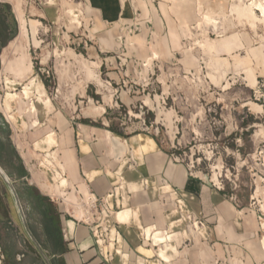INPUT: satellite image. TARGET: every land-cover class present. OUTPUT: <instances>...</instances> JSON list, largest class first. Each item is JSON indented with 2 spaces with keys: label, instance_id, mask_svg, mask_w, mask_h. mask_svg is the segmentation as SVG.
<instances>
[{
  "label": "rangeland",
  "instance_id": "1",
  "mask_svg": "<svg viewBox=\"0 0 264 264\" xmlns=\"http://www.w3.org/2000/svg\"><path fill=\"white\" fill-rule=\"evenodd\" d=\"M1 1L10 4L16 19L12 2ZM22 2L24 17L39 21L40 43L31 47L27 77L8 75L0 81V114L5 117L4 109L13 121L6 107L19 114L18 97L23 103L42 98L54 111L39 124L56 122L57 113L79 135L83 125L106 127L115 137L145 131L175 161L217 186L241 215L243 209L252 211L264 231V0H151L154 9L146 7L135 20L116 24L118 46L109 45L112 35L97 33L87 0ZM155 17L181 36L171 57L161 51ZM2 121L1 115L0 141L10 140L20 155L13 143L17 135L29 159L24 158L28 176L17 178L15 157L1 158L0 264H46L35 257L26 233L28 223L38 228V221L33 199L19 195L26 191L25 182L50 193L65 218L94 224L101 210L93 195L86 203L89 195L84 196L81 186L61 191L42 180L38 156L24 135L8 121L7 136ZM215 172L218 181L213 180ZM13 250L26 256L19 260L16 253L12 259Z\"/></svg>",
  "mask_w": 264,
  "mask_h": 264
},
{
  "label": "crops",
  "instance_id": "2",
  "mask_svg": "<svg viewBox=\"0 0 264 264\" xmlns=\"http://www.w3.org/2000/svg\"><path fill=\"white\" fill-rule=\"evenodd\" d=\"M87 4L94 12L97 33L112 35L108 43L114 46L121 36L118 22L130 21L135 9H154L151 0H87ZM76 17L82 19L78 13ZM154 27L161 51L171 57L181 45V36L157 17ZM6 108L14 117L15 130L38 156L42 180L61 191L86 187L98 210L105 212L106 242L101 240L96 223H80L61 214L65 251L54 256L64 258L67 264H215L216 260L264 264V231L260 232L253 212L243 209L241 215L217 186L175 161L153 135L140 131L115 137L106 127L85 125L79 135L57 113L56 122L39 124L41 117L54 111L42 98L24 99L21 114L15 108L13 112L10 105ZM24 122L31 126L20 128ZM115 138L122 143L120 147L113 144ZM44 195L51 197L47 192ZM190 215L191 220L186 218ZM26 233L35 256L40 254L50 264L28 225ZM16 253L26 256L23 250L10 252L11 256Z\"/></svg>",
  "mask_w": 264,
  "mask_h": 264
},
{
  "label": "trees",
  "instance_id": "3",
  "mask_svg": "<svg viewBox=\"0 0 264 264\" xmlns=\"http://www.w3.org/2000/svg\"><path fill=\"white\" fill-rule=\"evenodd\" d=\"M10 7L9 3L0 0V51L2 47H4L12 38L16 36L15 34L17 32V20L12 17ZM9 14H11V22L8 20ZM1 115L5 121H2L1 128L8 136L10 132L8 122L2 113L0 114V117ZM9 155L15 157L17 161V168L15 172L17 178H26L28 176V172L24 166L22 158L19 154H17L13 144L8 139L0 141V162H2V157L6 156L8 159ZM24 189L26 191H19V195L23 198H32L33 201H31L30 204L37 210V213L35 214L38 221V228L29 223L28 228L31 234L46 252V255L49 257L50 264H67L64 258L54 256L55 254L63 253L65 251L61 213L58 211L57 206L49 196L41 193L37 186L25 182ZM35 257L44 261L40 254ZM37 259L36 261H38Z\"/></svg>",
  "mask_w": 264,
  "mask_h": 264
},
{
  "label": "bare ground",
  "instance_id": "4",
  "mask_svg": "<svg viewBox=\"0 0 264 264\" xmlns=\"http://www.w3.org/2000/svg\"><path fill=\"white\" fill-rule=\"evenodd\" d=\"M9 2H12L13 10L18 20L19 27H18L17 35L14 38H12L7 43V45L1 49L0 81H2L4 77L8 75H13L17 79H23L27 77L30 74L32 68V62L30 59L31 47L38 46L40 43V40L37 37L38 29H39V21L36 19L27 20L24 17L22 10V3H23L22 0H9ZM85 66L89 71L88 77L91 78L92 75L91 68L88 65ZM252 81H253L252 83H255L254 78ZM16 102H17L19 114H21L24 109V103L21 101V97L20 98L18 97ZM2 110L6 120L9 121L10 123L13 122L11 121V117L6 113V111L4 109ZM13 143H16L18 151L21 152L22 157L25 159H29L28 153L22 149L23 141L17 135L15 136ZM113 144L117 147H120L122 145V143L117 138L113 139ZM218 177H219L218 172H215L213 174V180L218 181ZM81 190L84 196L89 195L87 197V201L89 202L86 203H90L91 202L90 198L92 194L89 193V191L84 186H81ZM71 197L76 199L74 195H71Z\"/></svg>",
  "mask_w": 264,
  "mask_h": 264
},
{
  "label": "built area",
  "instance_id": "5",
  "mask_svg": "<svg viewBox=\"0 0 264 264\" xmlns=\"http://www.w3.org/2000/svg\"><path fill=\"white\" fill-rule=\"evenodd\" d=\"M140 11L138 9L134 10V17L131 19L132 21L135 20L137 18V16H139ZM136 28V26H135ZM98 221H97V225L99 226V235L101 236V240L103 242H106V240L109 237V228L105 223V212L103 210H101V214H99V217H97ZM191 220V219H189ZM194 220V219H193ZM192 226V221H190L187 224L188 229L190 230ZM187 245V244H185ZM23 256V254H18V258L20 259ZM215 264H226L225 262L216 260Z\"/></svg>",
  "mask_w": 264,
  "mask_h": 264
},
{
  "label": "water",
  "instance_id": "6",
  "mask_svg": "<svg viewBox=\"0 0 264 264\" xmlns=\"http://www.w3.org/2000/svg\"><path fill=\"white\" fill-rule=\"evenodd\" d=\"M16 19H17V18H16ZM18 27H19V25H18ZM6 45H7V44H6ZM6 45H5V46H6ZM2 48H3V47H2ZM5 119H6V118H5ZM6 121H7V120H6ZM7 122H8V121H7ZM48 264H49V263H48Z\"/></svg>",
  "mask_w": 264,
  "mask_h": 264
},
{
  "label": "flooded vegetation",
  "instance_id": "7",
  "mask_svg": "<svg viewBox=\"0 0 264 264\" xmlns=\"http://www.w3.org/2000/svg\"><path fill=\"white\" fill-rule=\"evenodd\" d=\"M19 259V258H18ZM20 260V259H19Z\"/></svg>",
  "mask_w": 264,
  "mask_h": 264
}]
</instances>
